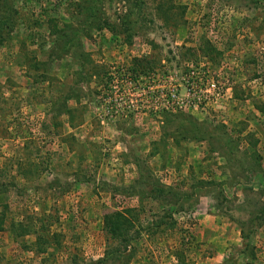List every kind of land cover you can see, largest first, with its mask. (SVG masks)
<instances>
[{
	"label": "rangeland",
	"instance_id": "1",
	"mask_svg": "<svg viewBox=\"0 0 264 264\" xmlns=\"http://www.w3.org/2000/svg\"><path fill=\"white\" fill-rule=\"evenodd\" d=\"M0 264H264V0H0Z\"/></svg>",
	"mask_w": 264,
	"mask_h": 264
},
{
	"label": "trees",
	"instance_id": "2",
	"mask_svg": "<svg viewBox=\"0 0 264 264\" xmlns=\"http://www.w3.org/2000/svg\"><path fill=\"white\" fill-rule=\"evenodd\" d=\"M1 25H3V23H2V22L0 23V28H1Z\"/></svg>",
	"mask_w": 264,
	"mask_h": 264
}]
</instances>
